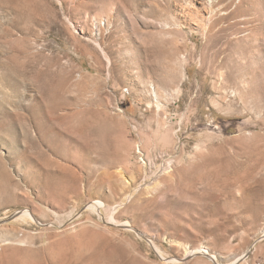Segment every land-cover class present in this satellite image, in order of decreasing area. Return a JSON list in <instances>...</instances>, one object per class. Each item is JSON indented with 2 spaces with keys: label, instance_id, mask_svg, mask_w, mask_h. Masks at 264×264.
Wrapping results in <instances>:
<instances>
[{
  "label": "rangeland",
  "instance_id": "obj_1",
  "mask_svg": "<svg viewBox=\"0 0 264 264\" xmlns=\"http://www.w3.org/2000/svg\"><path fill=\"white\" fill-rule=\"evenodd\" d=\"M237 259L264 264V0H0V264Z\"/></svg>",
  "mask_w": 264,
  "mask_h": 264
},
{
  "label": "bare ground",
  "instance_id": "obj_2",
  "mask_svg": "<svg viewBox=\"0 0 264 264\" xmlns=\"http://www.w3.org/2000/svg\"><path fill=\"white\" fill-rule=\"evenodd\" d=\"M199 11V10H198ZM197 12V11H196ZM203 13V12H202ZM192 14V13H191ZM199 15V14H198ZM202 16V15H201ZM191 18H193V16L191 17ZM198 20V19H197ZM199 21H200V19H199ZM198 21V22H199ZM202 24H203V22H202ZM25 214H29V211L28 210H25V211H23ZM18 213V212H17ZM200 251H202L205 255H207V256H209V257H211V259H216V257H215V255L213 254V253H211L208 249H206V248H201V249H199V252ZM191 255H194V254H191ZM240 259H237V260H235L234 262H232L231 264H237L238 263V261H239Z\"/></svg>",
  "mask_w": 264,
  "mask_h": 264
}]
</instances>
